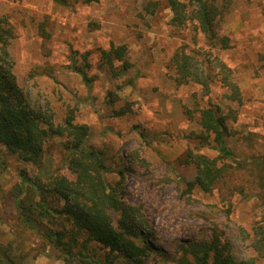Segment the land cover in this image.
Wrapping results in <instances>:
<instances>
[{
  "label": "rangeland",
  "instance_id": "374dc122",
  "mask_svg": "<svg viewBox=\"0 0 264 264\" xmlns=\"http://www.w3.org/2000/svg\"><path fill=\"white\" fill-rule=\"evenodd\" d=\"M211 1L230 48L210 45L196 19L173 24L170 0H0V24L14 28L10 52L30 100L57 124L72 112L75 123L90 127L89 143L106 153L111 183L123 171L126 200L144 215L136 243L151 242L175 256L183 241L218 235L241 264H264V0ZM112 45L127 47L130 67L121 76L114 72L122 61L112 71L101 57ZM181 48L223 60L234 71L242 102L232 101L219 80L209 93L195 82L179 84L171 59ZM209 106L237 116L228 121L232 157L213 149V135L201 137L200 112ZM65 143L64 137L46 143L45 174L63 167ZM189 150L216 159L224 170L222 189L186 191L197 176L196 166L186 163ZM6 160L0 243H13L18 264H64L59 251L17 218L11 196L23 170L34 176L39 169L17 155ZM259 164L261 179L250 173ZM61 174L72 177L66 169ZM148 262L167 264L158 255Z\"/></svg>",
  "mask_w": 264,
  "mask_h": 264
},
{
  "label": "trees",
  "instance_id": "16d2710c",
  "mask_svg": "<svg viewBox=\"0 0 264 264\" xmlns=\"http://www.w3.org/2000/svg\"><path fill=\"white\" fill-rule=\"evenodd\" d=\"M170 2L173 24L184 26L189 19H196L210 45L222 49L232 47L230 38L220 35L217 29L216 21L221 12L213 1ZM14 38V28L0 24V176L8 167L7 155H17L39 169L34 176L23 170L20 183L11 193L17 206V218L25 226L40 233L59 251L64 264H150L152 255L163 257L167 264H241L229 243L222 242L216 234L212 240L181 242L175 256L166 254L151 242L136 243L133 238L143 235L140 229L145 227L144 215L141 206L126 200L123 171H119V180L111 183L107 179L111 170L106 153L89 143L90 127L75 123L72 112L57 124L52 113H45L30 100L15 72L10 52ZM126 53L125 45H112L102 50L101 57L112 71L116 69L115 61H122V68L114 72L121 76L130 67ZM210 58L200 59L184 48L178 49L171 59L177 82L198 83L209 93L211 84L219 80L231 91L232 101L242 102L233 69L217 56ZM75 71L89 81L84 70L75 67ZM232 112L223 114L209 106L201 110L199 119L201 137L207 139L213 135V149L226 157L233 156L226 144L230 136L228 121L237 118ZM51 137L66 138L64 161L58 171L45 174V145ZM261 160L258 157L254 161ZM186 163H193L197 168V176L188 182L187 192L191 193L196 187L205 193L221 188L224 170L216 159L189 150ZM61 169H66L72 177L61 174ZM262 169L259 164L250 173L261 179ZM113 214H117L118 219L115 220ZM17 256L12 242L0 243V264H18Z\"/></svg>",
  "mask_w": 264,
  "mask_h": 264
}]
</instances>
